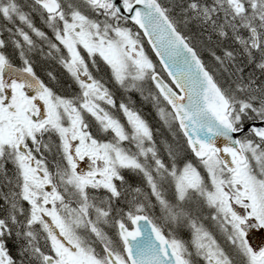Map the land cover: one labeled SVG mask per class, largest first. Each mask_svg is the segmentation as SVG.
<instances>
[{
  "label": "snow or ice",
  "instance_id": "obj_1",
  "mask_svg": "<svg viewBox=\"0 0 264 264\" xmlns=\"http://www.w3.org/2000/svg\"><path fill=\"white\" fill-rule=\"evenodd\" d=\"M0 21V264H264V0H0ZM45 46L75 93L37 75Z\"/></svg>",
  "mask_w": 264,
  "mask_h": 264
},
{
  "label": "flooded vegetation",
  "instance_id": "obj_2",
  "mask_svg": "<svg viewBox=\"0 0 264 264\" xmlns=\"http://www.w3.org/2000/svg\"><path fill=\"white\" fill-rule=\"evenodd\" d=\"M34 22L36 23L38 27H40L42 30L50 34V30L47 29L46 26L42 24L38 16L34 17ZM33 38L36 39L34 37V34H33ZM143 41H144L146 54L149 55V57L157 65V71H161V66L159 65V62L157 58L155 57L154 53L151 51L150 45L147 44V39L143 38ZM44 51H45V55H40L39 50H37L31 57L34 63V70L36 71L37 75H39L42 79H44L47 82L46 73L48 71H52L59 78V81H60L59 85L57 86L58 91L64 92L65 94L75 93L78 90V86L74 83V81L67 74V72L63 69V67L58 63L57 59L54 56L49 57L46 54L48 51L47 46L44 47ZM17 63L19 64V62ZM92 71H93V75H101V76H104L105 79H107V77L110 75V70L107 69V66L104 65L103 63L101 64V72L99 74H97L95 70H92ZM107 86L110 88L113 87L111 82H108ZM147 94L148 92L146 90L145 95ZM126 95L132 96V99L135 101L134 107L137 110H139L141 115L149 122L154 132L156 129H159L160 135L155 136V139H157L160 136L167 135V130L160 127L162 126L160 123V119L158 118L157 120L156 110L153 108L152 103L149 102V100H143L140 94L136 92L128 93ZM119 97H120V92L117 91L116 98L118 101H119ZM50 161H51V158H49V162ZM7 167L10 168L11 165H8ZM257 232H259V230H257ZM183 235H185L186 237L190 236L189 230L184 229ZM221 243H223L222 240H221Z\"/></svg>",
  "mask_w": 264,
  "mask_h": 264
},
{
  "label": "rangeland",
  "instance_id": "obj_3",
  "mask_svg": "<svg viewBox=\"0 0 264 264\" xmlns=\"http://www.w3.org/2000/svg\"><path fill=\"white\" fill-rule=\"evenodd\" d=\"M22 2H23V0H22ZM3 22L2 21H0V24H2ZM0 38H3V39H5V40H8V35H7V33L6 32H3L2 30H0ZM7 52H9V53H11L12 52V46H11V42L9 41V47H8V49H7ZM16 61L17 62H19V59H18V57L16 58ZM149 102H151V100L149 99ZM122 115V114H121ZM156 118H157V120H158V118H159V116L156 114ZM125 119V122H126V118H124ZM160 119V118H159ZM160 123H161V125L162 126H160L161 128H163V129H166L164 126H163V122L160 120ZM161 137L162 136H160V137H158L156 140H157V142L159 143V140L161 139ZM165 158H166V154H165ZM81 166L83 167V166H85V164H84V162H81ZM206 224H210L211 222L210 221H204ZM258 237H254L253 239L255 240V239H257ZM225 247H226V245H225Z\"/></svg>",
  "mask_w": 264,
  "mask_h": 264
},
{
  "label": "trees",
  "instance_id": "obj_4",
  "mask_svg": "<svg viewBox=\"0 0 264 264\" xmlns=\"http://www.w3.org/2000/svg\"><path fill=\"white\" fill-rule=\"evenodd\" d=\"M189 30L191 32H196L197 29H196L195 24H190ZM186 34H188V30H186ZM201 53H202V58L205 60V62H211V57L209 56V54L206 50H201Z\"/></svg>",
  "mask_w": 264,
  "mask_h": 264
},
{
  "label": "water",
  "instance_id": "obj_5",
  "mask_svg": "<svg viewBox=\"0 0 264 264\" xmlns=\"http://www.w3.org/2000/svg\"><path fill=\"white\" fill-rule=\"evenodd\" d=\"M147 39V38H146ZM155 54V53H154ZM158 58V57H157ZM159 60V59H158Z\"/></svg>",
  "mask_w": 264,
  "mask_h": 264
}]
</instances>
